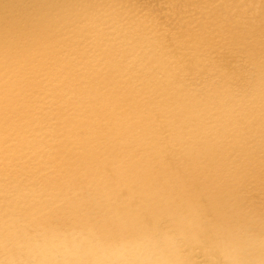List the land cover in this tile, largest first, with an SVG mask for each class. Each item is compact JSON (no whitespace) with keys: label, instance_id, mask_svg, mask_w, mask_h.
Returning a JSON list of instances; mask_svg holds the SVG:
<instances>
[{"label":"bare ground","instance_id":"1","mask_svg":"<svg viewBox=\"0 0 264 264\" xmlns=\"http://www.w3.org/2000/svg\"><path fill=\"white\" fill-rule=\"evenodd\" d=\"M264 264V0H0V264Z\"/></svg>","mask_w":264,"mask_h":264},{"label":"clouds","instance_id":"2","mask_svg":"<svg viewBox=\"0 0 264 264\" xmlns=\"http://www.w3.org/2000/svg\"><path fill=\"white\" fill-rule=\"evenodd\" d=\"M72 244L73 247L77 249L87 245L88 250L93 252L98 258V264H126L125 258L129 255L135 254L134 250H129L124 247L105 249L92 246L91 241L86 237H73Z\"/></svg>","mask_w":264,"mask_h":264}]
</instances>
